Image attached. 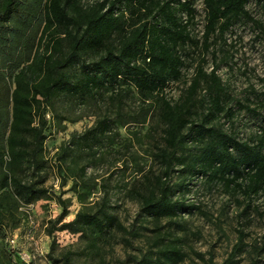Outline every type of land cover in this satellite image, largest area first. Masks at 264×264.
I'll use <instances>...</instances> for the list:
<instances>
[{
  "label": "trees",
  "instance_id": "trees-1",
  "mask_svg": "<svg viewBox=\"0 0 264 264\" xmlns=\"http://www.w3.org/2000/svg\"><path fill=\"white\" fill-rule=\"evenodd\" d=\"M249 1L203 0L205 41L216 32L223 37L240 17L249 18L245 10ZM257 1L264 8V0ZM194 17L191 2L182 0H102L86 8L81 0H0V56L9 40L8 31L11 37L22 39L40 20L41 34L48 38L45 51L35 53L32 60L29 57L25 61L29 64H11L8 78L13 89L4 83L0 91V210L14 207L16 201L31 204L48 194L37 183L19 179L26 164L38 166L45 139L44 106L52 107L53 102L62 99L82 105L104 89L121 86L132 87L143 97L156 95L160 99L163 136L155 160L162 172L142 176L130 196L146 218L155 222L172 220L196 209L174 198L178 189H185L194 178L221 184L247 200L263 193L264 133L253 143L240 141L233 132L212 125L232 110L226 108L223 87L215 72L206 76L198 68L186 98L174 104L164 96L168 84L182 77V48L191 41L189 26ZM201 78L207 83L206 97L201 101L206 107L197 120L192 116L193 96ZM108 131L107 120H102L87 133L73 135L68 147L82 153L93 151ZM65 157L64 151L60 165ZM80 169L84 174L86 166ZM175 174L179 183L171 184ZM76 185L74 178L72 186ZM56 202L61 213L50 222L49 236L66 230L95 239L111 231L139 237L136 230L126 229L109 211L105 197L94 211L78 212L69 222H63L68 213L64 200L57 196ZM3 233L0 224V238ZM123 242L131 246L129 240ZM54 246L53 242L47 254L51 263L72 264L73 253L62 250L54 256ZM242 250L240 243L222 264H236L231 259ZM183 257L174 240H163L157 251L121 264H178Z\"/></svg>",
  "mask_w": 264,
  "mask_h": 264
},
{
  "label": "rangeland",
  "instance_id": "rangeland-1",
  "mask_svg": "<svg viewBox=\"0 0 264 264\" xmlns=\"http://www.w3.org/2000/svg\"><path fill=\"white\" fill-rule=\"evenodd\" d=\"M102 0H81L86 8ZM190 1L195 11L189 26L191 41L183 46L182 77L171 82L164 96L172 104L187 96L188 87L198 76L197 69L209 76L212 72L223 87L226 108L212 122L226 132H233L240 141L256 143L264 133V8L261 2L250 0L245 7L249 16L240 17L223 37L216 32L205 41V11L203 0ZM184 18V15H183ZM13 27L9 25V28ZM42 23L36 21L22 39L11 37L0 56V91L11 85V66L25 61L35 53L45 51L48 38L42 36ZM6 58L5 62L3 59ZM3 62V63H2ZM12 64V65H11ZM206 80H208L206 78ZM207 83L201 81L193 96L192 115L200 119L206 102ZM44 106V142L38 155V166L27 164L19 175L23 183H37L48 191L31 204L16 201L14 207L0 210L3 236L0 238L1 264H52L47 254L54 242V256L62 250L73 253L72 264H121L132 257L155 252L164 240H174L184 254L178 264H222L241 243L243 250L235 253L236 264H264V192L250 200L238 192L228 191L221 184H208L204 178L193 179L179 188L175 199L196 209L169 220L155 222L140 212L137 201L131 199L147 173L158 175L162 167L155 160L157 147L162 146L163 125L159 120L160 99L143 97L132 87L104 89L96 98L77 105L57 100ZM41 110L35 117L39 121ZM107 120L109 131L93 151L82 153L68 147L73 135H83ZM65 151L62 165L59 161ZM6 160L8 157L6 156ZM86 166L82 174L80 167ZM77 180L74 188L73 182ZM179 183L176 174L171 184ZM60 196L67 207L63 222H69L81 211H94L101 198L108 200L109 211L128 230H136L137 238L111 231L99 239L54 231L51 221L57 219ZM60 224L56 225V228ZM129 240L131 246L124 244Z\"/></svg>",
  "mask_w": 264,
  "mask_h": 264
}]
</instances>
